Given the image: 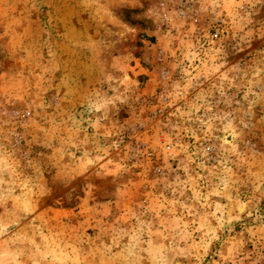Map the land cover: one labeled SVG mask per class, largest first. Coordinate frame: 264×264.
Here are the masks:
<instances>
[{"label": "rangeland", "instance_id": "rangeland-1", "mask_svg": "<svg viewBox=\"0 0 264 264\" xmlns=\"http://www.w3.org/2000/svg\"><path fill=\"white\" fill-rule=\"evenodd\" d=\"M0 264H264V0H0Z\"/></svg>", "mask_w": 264, "mask_h": 264}, {"label": "built area", "instance_id": "built-area-1", "mask_svg": "<svg viewBox=\"0 0 264 264\" xmlns=\"http://www.w3.org/2000/svg\"><path fill=\"white\" fill-rule=\"evenodd\" d=\"M170 148V147H169Z\"/></svg>", "mask_w": 264, "mask_h": 264}]
</instances>
